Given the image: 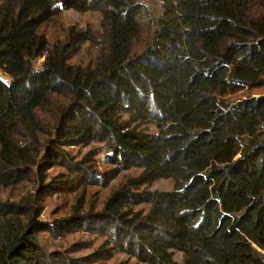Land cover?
<instances>
[{
  "label": "trees",
  "instance_id": "trees-1",
  "mask_svg": "<svg viewBox=\"0 0 264 264\" xmlns=\"http://www.w3.org/2000/svg\"><path fill=\"white\" fill-rule=\"evenodd\" d=\"M159 3L155 14L143 0H0L3 172L21 164L17 140L41 130L45 106L55 110L44 154L66 169L64 185L83 193L89 180L140 170L101 209L82 194L55 225L100 238L95 247L46 254L40 198L0 200V264H264V94L227 100L264 87V0ZM69 10L98 12L105 26L86 67L70 61L99 46L91 30L72 26L52 45L38 32ZM92 143L113 165L99 177L63 150ZM160 180L172 189L152 190Z\"/></svg>",
  "mask_w": 264,
  "mask_h": 264
},
{
  "label": "rangeland",
  "instance_id": "rangeland-1",
  "mask_svg": "<svg viewBox=\"0 0 264 264\" xmlns=\"http://www.w3.org/2000/svg\"><path fill=\"white\" fill-rule=\"evenodd\" d=\"M151 11L157 14L159 10V0H143ZM78 29H89L97 37L99 46H83L81 52L76 55L71 61V64L86 67L88 64H93L95 57L104 49L105 41H103L104 29L103 21L100 13L87 12L80 14L74 11H63L54 16L50 21L43 24L39 28V34L46 37L50 45L64 41L68 29L70 27ZM146 33H143L140 38L133 44V51H139L145 44ZM43 59H40V64ZM1 75V73H0ZM2 76V75H1ZM5 78L4 76H2ZM264 94V87L245 89L241 92L229 95L227 100L230 102L243 100L248 97H254ZM64 105L66 100L61 97H54L53 103ZM39 112V123L41 130L36 135H22L17 141L20 145L21 164L15 165L10 170L4 171L0 159V200L7 203L23 204L25 197L36 194L41 200V212L38 220L48 227L51 225V230H44L39 234V241L43 251L46 254L52 252H67L72 249L84 247L86 244H92L93 247L100 243V238H95L86 232L69 231L56 232L55 225L70 215L75 205V201L82 194L89 206L95 210L101 209L106 199L109 197L112 190L117 188L119 184L124 182L128 177H134L140 173L138 169H130L121 172L116 178L109 182H100L96 185L94 180H89L85 184L84 191L79 188H70L64 185L61 181L62 175L66 173V169L58 164H53L52 161L46 158L44 154L46 141L50 135V130L53 126L54 107L48 109L49 106ZM67 156L74 157L76 160L83 157L90 159V167L93 174L99 177V174L106 173L113 168V165L107 162L106 148L103 144L92 143L82 147L63 148ZM39 166V169H37ZM10 167V166H9ZM39 170V172H37ZM173 182L170 180H160L152 184V190L168 191L171 190ZM89 250L84 251L87 253ZM79 254H70L71 257H76ZM180 255L176 259L180 261ZM122 257H114L111 260L102 262L101 264H112L121 260Z\"/></svg>",
  "mask_w": 264,
  "mask_h": 264
}]
</instances>
